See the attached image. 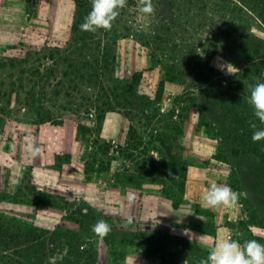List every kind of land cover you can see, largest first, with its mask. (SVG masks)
Wrapping results in <instances>:
<instances>
[{"label": "rangeland", "instance_id": "374dc122", "mask_svg": "<svg viewBox=\"0 0 264 264\" xmlns=\"http://www.w3.org/2000/svg\"><path fill=\"white\" fill-rule=\"evenodd\" d=\"M152 3L143 20L127 0L93 33L90 0H0V264H199L226 237L264 244L249 121L264 126L247 102L264 82V0ZM212 182L245 195L207 208Z\"/></svg>", "mask_w": 264, "mask_h": 264}, {"label": "clouds", "instance_id": "9594fccd", "mask_svg": "<svg viewBox=\"0 0 264 264\" xmlns=\"http://www.w3.org/2000/svg\"><path fill=\"white\" fill-rule=\"evenodd\" d=\"M90 3L91 9L84 17L80 28L82 31L93 33L100 29L110 31L114 21L120 15V10L127 6V0H90ZM137 9L143 20H147L155 12L152 0H137ZM230 65H227L228 72L234 74L229 70ZM247 102L253 109V115L259 125L264 126V82L258 81L251 87ZM249 125L254 130L251 136L252 141L264 140V127H258V124L251 120ZM29 151L35 156L40 149L29 145ZM169 175L172 173L170 172ZM242 195L245 194L233 190L226 182H212L203 194L202 202L205 207L210 209L234 208L239 204ZM91 230L102 239L110 234L111 226L105 220H98ZM183 234L187 235L190 241L193 238L198 242L209 239L204 234L191 233L189 229H184ZM199 264H264V244L255 239L245 240L241 243L237 239L226 237L216 241L210 247L207 257L201 259Z\"/></svg>", "mask_w": 264, "mask_h": 264}, {"label": "trees", "instance_id": "16d2710c", "mask_svg": "<svg viewBox=\"0 0 264 264\" xmlns=\"http://www.w3.org/2000/svg\"><path fill=\"white\" fill-rule=\"evenodd\" d=\"M162 145L164 146L165 145V142H162ZM107 145L105 144L104 147H103V152H107ZM165 157L168 159V163H170V165L173 167L172 168V175H171V179L173 180H176V182L179 184L180 186V189L183 191L184 189V185H183V182H184V173L185 170H186V165L184 163H181L179 161V158L175 157L173 154H172V149L171 148H168V147H165ZM176 167H179V171H176L175 168ZM181 169V170H180ZM141 172L139 173V175H136L134 177V179L136 180V178L138 176H140ZM133 178V177H132Z\"/></svg>", "mask_w": 264, "mask_h": 264}]
</instances>
